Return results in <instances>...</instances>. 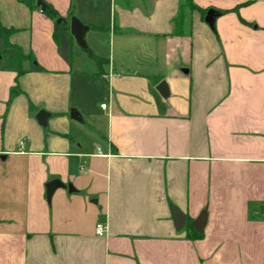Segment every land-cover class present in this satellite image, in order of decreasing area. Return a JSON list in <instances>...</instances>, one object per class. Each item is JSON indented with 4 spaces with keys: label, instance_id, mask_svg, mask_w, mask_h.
<instances>
[{
    "label": "crops",
    "instance_id": "1",
    "mask_svg": "<svg viewBox=\"0 0 264 264\" xmlns=\"http://www.w3.org/2000/svg\"><path fill=\"white\" fill-rule=\"evenodd\" d=\"M44 2L0 0L35 57L19 74L0 39V264H264V0H192L215 28L187 0Z\"/></svg>",
    "mask_w": 264,
    "mask_h": 264
},
{
    "label": "water",
    "instance_id": "2",
    "mask_svg": "<svg viewBox=\"0 0 264 264\" xmlns=\"http://www.w3.org/2000/svg\"><path fill=\"white\" fill-rule=\"evenodd\" d=\"M37 5L41 6L42 9L46 7V3L44 2V0H37L36 1ZM220 14V11L215 9V8H209L206 12L205 15V20L206 22H208V24L212 27L215 28V19L216 17ZM61 20L66 21L65 18H58L57 22H60ZM89 29V25L84 23L78 16L76 15H72L70 18V32L73 35L74 39L76 40L77 44L79 46H81L84 49H87L89 52H91L89 45L87 43V39H86V33ZM1 56V54H0ZM158 89L162 92V93H167L168 91V86L165 80H162L159 84H158ZM71 115L73 117H77V111L72 109L71 110ZM49 116V112L46 111L45 109H40L37 114L36 117L39 121L40 124L42 125H46L47 124V118ZM5 157V155L3 156ZM58 186H66L65 183H63L60 179L55 178V179H51L49 181L46 182V197L48 202H50L52 194L54 192V190L58 187ZM69 189H73L72 184H68ZM172 214H173V218L175 220V224L178 228H181L185 225L186 223V215L179 210L178 208H175L174 206H172ZM205 220H206V211H203L196 219H194L192 221V224L194 226V228L198 231H202L204 224H205Z\"/></svg>",
    "mask_w": 264,
    "mask_h": 264
},
{
    "label": "trees",
    "instance_id": "3",
    "mask_svg": "<svg viewBox=\"0 0 264 264\" xmlns=\"http://www.w3.org/2000/svg\"><path fill=\"white\" fill-rule=\"evenodd\" d=\"M25 3H27L30 7L36 6L37 0H21ZM187 5L189 8L191 9H195L197 8L198 10H200L202 17L204 18L206 15V12L208 9H204V8H200L199 6L195 5L192 0H187ZM39 6V5H37ZM43 11L49 15L50 17H57L58 16V11L49 3H46V7L43 8ZM183 18V10H181V12L179 13V15L176 17V30L175 33L177 34H182V29L181 27V20ZM67 29L69 31V34L71 37H73V35L70 32V25L67 26ZM15 31L14 28L12 27H8L5 26L3 24V22L1 21V17H0V39L3 40L5 48L7 49L9 47H12L15 49V53L12 54L10 56V61L12 63H16L18 66V73L21 74L22 72H24L26 69L23 67L24 61L29 60V61H34L35 57L30 53H26L18 44L12 43L10 41V35L11 33H13ZM57 28H55L54 34L55 36H57ZM4 51V50H3ZM91 56L98 62V63H102L103 62V58L96 55L95 53H91ZM16 87V86H15ZM16 91V88H13V92ZM187 232L189 235H192L195 238H200L202 236V233L197 232L194 230L193 226H192V222L191 220H188L187 223Z\"/></svg>",
    "mask_w": 264,
    "mask_h": 264
},
{
    "label": "rangeland",
    "instance_id": "4",
    "mask_svg": "<svg viewBox=\"0 0 264 264\" xmlns=\"http://www.w3.org/2000/svg\"><path fill=\"white\" fill-rule=\"evenodd\" d=\"M59 18V17H58ZM57 18V19H58ZM91 35H92V32H89L88 36H86V39H88L87 41H91ZM89 37V38H88ZM107 42L104 41L102 43V46L103 48L106 46ZM2 47V43L0 41V48ZM78 47V50L85 56L86 60H88L87 62H89L90 65L94 66L96 65L95 61L93 58H91L87 53H86V49L82 48L81 46H77ZM25 62V61H24Z\"/></svg>",
    "mask_w": 264,
    "mask_h": 264
},
{
    "label": "built area",
    "instance_id": "5",
    "mask_svg": "<svg viewBox=\"0 0 264 264\" xmlns=\"http://www.w3.org/2000/svg\"><path fill=\"white\" fill-rule=\"evenodd\" d=\"M101 106L105 107L106 103H102ZM107 230V225L103 221H98L95 224V232L99 235H104Z\"/></svg>",
    "mask_w": 264,
    "mask_h": 264
}]
</instances>
